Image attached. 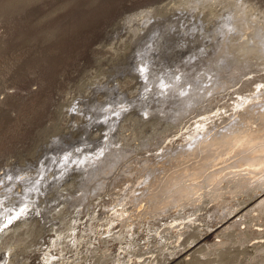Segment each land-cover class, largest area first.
<instances>
[{
	"label": "rangeland",
	"instance_id": "rangeland-1",
	"mask_svg": "<svg viewBox=\"0 0 264 264\" xmlns=\"http://www.w3.org/2000/svg\"><path fill=\"white\" fill-rule=\"evenodd\" d=\"M194 1L0 0V176H5L0 180V264H37L34 259L45 247V239L52 240L50 248L55 255L43 264H161L192 241V230L197 232L203 227V231H211V226L223 217L207 216L218 212L220 207L211 211L214 206H227L234 203V197L246 198L247 191L257 192L264 187V154L255 170L248 168L250 171L244 175L250 180L246 186L242 179L239 184L230 180L212 182L213 177L208 175L229 166V160L240 155L235 152L209 164L220 153L218 147L214 153L206 154L208 161L203 171L184 178L203 180L209 187V195L204 188L190 197L195 201L193 205L171 207V212H161L166 214L162 218L145 217L140 232L124 234L119 241L105 234L93 243L91 235L77 231L79 228L72 224L76 216H97L86 222L89 232L98 231L97 224L110 213L102 202L106 192L101 187L80 200L86 190L92 184H103L114 170L117 172L123 164L118 165L121 155L134 157L147 144L149 149L160 146L159 139L178 129L181 120L197 106L190 102L177 107L173 101L166 102L168 95L162 85L177 79L176 73H182V80H192L186 94L207 87L206 100L223 95L240 76L261 73L257 66H264L262 47L257 45L251 53L244 54L240 44L258 31L259 24L264 31V0ZM183 9L199 10L198 17L207 24L214 19V25L224 21L215 29L208 27L200 39L188 36L176 41L164 32L169 25L166 17ZM240 10L244 15L251 13L246 15L249 21L243 13L242 19L235 17ZM141 15L164 19L151 29L133 27L138 34L123 25L132 16ZM234 19L239 25L231 24ZM224 29L230 31L229 35H223ZM235 66L241 67L240 73H234ZM185 83L181 85L186 89ZM97 84L102 86L95 88ZM77 98L86 100L81 103V111L72 117L65 115L73 106L77 108ZM217 100L204 101L203 105L208 104V111L218 105ZM163 108L169 109L165 116ZM257 126L259 122L254 118L245 133L253 131L258 137ZM255 142L254 146L261 150L264 140L258 137ZM11 179L24 184L13 185L9 183ZM224 186L228 187L224 190ZM230 192L231 201L218 202ZM158 196L155 193L153 199ZM70 198L77 201L71 202ZM235 205V209L240 207ZM133 206L127 207V216H157L140 214V203ZM6 219L11 221L4 223ZM184 225L189 226L181 229ZM244 225V238L232 233L223 245L231 248V256L217 258L211 253L210 260L203 264H263L264 220L246 217ZM102 226L101 234L105 229ZM178 229L183 233L180 238ZM76 233L81 235L79 244L71 242ZM212 238L213 235L208 237Z\"/></svg>",
	"mask_w": 264,
	"mask_h": 264
},
{
	"label": "bare ground",
	"instance_id": "bare-ground-1",
	"mask_svg": "<svg viewBox=\"0 0 264 264\" xmlns=\"http://www.w3.org/2000/svg\"><path fill=\"white\" fill-rule=\"evenodd\" d=\"M193 8L194 7H192V9ZM243 8L241 6V9ZM183 10L173 11L171 15L166 17L168 19L167 22H169V25H168V28H166V31L163 30L167 34V35L166 34L164 35L168 36L169 38H174L176 41H181L182 38L185 39L188 36L189 38H194V39L199 38L200 39L201 36L206 35L204 33L207 32L206 29L208 27L215 29L216 27L221 26L222 21H224V20H219V21L217 20L219 23L214 25L212 24V23H215V19H214L211 24H207L205 23L202 17H201L202 19L198 17L200 14L199 10H196V11L190 10L189 12L188 10L187 11L184 10L185 12ZM242 11L240 10V14L239 15L236 14L235 17L242 19L243 18L241 15L243 13ZM247 12H245V15L243 13V15L246 18L247 16L249 17V15L251 14L250 13L248 15ZM153 19L155 18H153L150 15L149 16H146V15L132 16L131 18H129V20L124 22L123 25L127 26L126 29H131L133 33L138 34L139 31H137L133 27L141 26L143 28L142 31L148 28L151 29V27H153L154 25H157V24L160 25L162 23L160 21H163L164 18H156L155 22L153 21ZM249 19L250 18H247L246 20L249 21ZM236 21L237 20H235L231 24L233 25L238 24L237 23L238 21L237 22ZM259 25H258V28H256L258 29V31H256L253 35V36H256V38L249 35V38L247 40L244 39L245 41L240 44L241 47L245 51L244 54L251 53V51L257 48V45H260L262 47V50L264 51V31H262V28H260L261 26ZM228 26L230 27V24ZM246 26L247 24L245 25V27ZM231 31L233 32V29ZM224 33L229 35L228 33H230V31L229 30L227 31L224 29L223 35ZM212 36H215V35H212ZM160 42H163V41H160ZM202 48L204 49L205 47H202ZM221 56H224V55L222 54ZM137 60L140 62L139 59ZM144 65L146 66L147 64H144ZM141 68H137V69L139 70ZM240 68H241L240 66H237V67L235 66L234 73L235 74L238 73L240 71L239 70ZM257 71L261 73L257 72L253 74L251 72L250 74L240 76L238 80H236L235 85L233 84L229 85L228 90L225 93H223V95L210 97L212 95L210 94L207 97L208 98L210 97L211 99H207V100L204 98L205 96L204 93L208 89L207 87L203 91H199V90L196 92L191 91L190 93L186 94L187 91H189L188 87L192 85V80L191 78L187 80H184V79L182 80L180 76L182 75V73H179V74L176 73L177 79H175L174 77L172 82H170V80L169 82L166 81V83L162 85L163 91L167 93L168 95V98H166V102H169L171 104V101H173V103L175 102L176 104H178L177 107H179L180 105H183L184 103L190 104V102L196 103L197 106L199 105L200 106L198 108H196L197 107L196 106L195 108H193L191 112H189L188 110L189 115L187 116V118H183V120H181L183 122L182 125L180 124L181 126L178 129L177 128L175 129L176 131L173 129L171 134H167L168 136H163L164 139L162 138L159 139V141L162 140L161 141L162 143L160 144V146H157L153 149H149L147 148L149 144H147V146L145 145L146 149L145 150L142 149L143 150L141 151L142 153L140 152L138 153L137 156H134V157H132V154L130 155L125 154V157H123L124 155H121L120 153L121 160L118 161V165L120 162L121 164L123 163L120 169L117 170V172L116 170H114L112 172L113 174H111L112 176L109 179L104 180L103 184L101 183L100 185V182L96 184H92L91 187L86 190L87 193H85L84 196L81 197L80 199V200H85L91 193L93 194L94 191L100 190L101 187H102L101 189L106 192L105 196L102 199V202L104 204V207H106L107 211H109L110 213L108 212L109 214H106L107 216H105V218L107 219L104 222L97 224V229L100 230L102 225H103L102 227L105 228L103 234H101L100 233L101 231L99 230L98 231L92 230L91 232L87 230L88 228L87 223H89V222H86L87 219H93L94 217L97 218V216H89L90 218L88 216H86L85 218H83V216H76L74 221H72V224L75 225L76 229L77 227L79 228L77 231L87 232L86 235H91L92 237L91 240L93 243H96L98 240L102 239L103 236L101 235H105V234L106 236H113L115 240L119 241V239L125 236L124 234L127 235L128 233L132 234L134 232L135 233L140 232V227H141L142 222L145 221L146 219L145 217L152 219V220L156 217L162 218V216H166V214L161 213V212H164V211L171 212L172 211L171 207L176 208L180 206L193 205L195 201L191 200L190 197L196 194L198 190H203L204 188H205L204 190H206L208 194L209 187H206L208 186L206 184L207 182L204 183L203 180L195 181V180L184 179V178H186V176L189 173L197 174V172L203 171L206 168V162L208 161L206 154L211 153V152L214 153L215 149H217L218 147H220L219 149L220 153L217 154L216 155L217 157L214 158L212 162H209V164L220 162V160H222L223 158H226V156L228 157V155L234 154L235 152H238L240 155L236 159L234 158L235 160L230 159L229 166L225 167L224 169L221 168L220 171H214L212 175H208V177H213L212 179L210 178V180H212V182L215 180L224 181V182L227 181V183H228V180H230V181H233L234 183L236 182L235 184H239L242 179V182H241L242 185L246 186L250 180L247 179V175L246 176L244 175L246 174V172L250 171V169L255 170L254 166H256L259 163L260 157L264 154V144L261 145L262 146L261 150L260 148L257 149V145L254 146V144L256 143L255 139H257L258 137H261V139L264 140V66H257ZM211 77L212 75L210 76V78ZM183 81L186 82L185 84H187L186 89L184 88V86H182L183 84L181 85V82ZM222 81L223 80L221 79V81L219 82L221 83ZM226 81H228V84L230 83L229 80H226ZM217 82L218 81H216V84H215L214 81H211V84L214 83L215 85L217 84L220 85V83L219 82L217 83ZM251 85L252 86L254 85L255 87H251ZM101 86H102L101 84H97L95 88L96 87L100 88ZM95 88L93 87L89 89L92 90ZM83 96L85 97L86 95H83ZM214 99H218L217 100L218 105L214 104L215 107L207 111L206 109H207L208 104L203 105L204 101L206 102H208L209 100L214 101ZM84 101H86L84 100V98H80V99L77 98L76 100L77 108L73 106L72 110L66 111L65 115L71 116V115H75L76 112L78 113V111L80 112L81 106H82L81 103ZM201 109H204L205 111L203 112ZM165 111L168 112L169 109L163 108L162 109L163 114L160 111L159 113L165 116L166 115ZM116 112L117 114L119 113L118 110H116ZM184 112L185 111L182 110V114ZM68 113H71V114H68ZM252 113H255L254 117H252L254 115ZM74 117L76 116H73V118ZM254 118L256 121L259 122V127L258 126L255 127V130L260 133L258 137H254V135L252 134L254 133L253 131L251 134L245 133L246 127H249V128L251 127L252 120ZM179 119L180 118H178V120ZM154 144L155 143H153V145ZM112 149L114 151L115 146ZM229 149H232L233 152L231 153ZM114 153L116 154L117 152H114ZM202 153L204 154V157L200 156L201 157L200 158L199 155H201ZM104 155L102 156L103 159L105 158ZM99 156L100 155L98 154V157ZM108 156L110 157V155ZM113 156L114 155L112 153V157ZM95 157L97 156L95 155ZM98 157L96 159L97 161L99 160ZM103 159H102V162H103ZM107 159L109 158L107 157ZM88 161L90 162V160ZM58 173L60 172L58 171ZM4 177L0 176V180L2 181V179H5ZM245 177H246V180L244 179ZM9 183H13V185H21L23 181L11 179ZM171 183H174V184L171 186V189H170L169 187ZM204 184H206V186ZM236 186L237 185H234V187ZM199 187H202V188L199 189ZM227 187L228 186H224L223 189L225 190ZM117 188H118V191H117ZM155 193H159L160 196H158V198L154 200L153 196L155 195ZM231 194H232L231 192L230 194H226L225 197L223 196L224 198H222V200L220 199L221 201H218V202L223 203V201L225 200L232 199L233 196ZM245 196L246 198H242L240 196L234 197L233 198L234 203L229 202L231 205L228 203L230 206L228 204L227 206H222V204L221 205L219 204L218 206L217 205L214 206L211 209V211L213 209L216 210L218 209V207H220L218 212L215 214L210 213L207 216H223V217H219V219H217L214 225L211 226V231L210 232L209 230L203 231V230H206V228L204 229L203 227L199 228L198 226H196L195 229L199 228V231L197 230L196 232L195 230H192V233H191V237H193L192 241L189 242L188 245L183 247L181 250L177 251L176 254L174 253L175 255L167 257L161 264H176L177 262H184L186 264H203L205 261L208 262V260H210L209 258L212 255L211 253L215 254L217 258L231 256V254H233L232 253L233 251L231 250V248L223 246V245L226 241L228 242L229 237L233 234H237L236 236H238V238H239V235L242 234L243 237L242 235L241 237L244 238L243 228H246V226L244 225L245 226L244 227L242 226V224L245 222L246 217H251V218H254L255 220L256 218L264 220V187L259 189L257 192L247 191ZM70 200L71 202H73L74 200L77 201V198L74 200L73 198H70ZM139 203H140L139 208L142 209L140 214L142 215L150 214V215H157V216H127L128 214L127 207L130 205H134L133 207H136L135 205ZM235 204L239 205L240 207L238 209H235V207H237ZM175 208H173V210ZM3 211H4V208H3ZM221 212L223 213L221 214ZM8 221H11V219H6L4 223H7ZM188 226L189 225H184L181 227V229H183V227L185 228ZM181 229H178V231H180L178 232V238H180L183 234ZM77 233L73 237H71V242H73L74 244L75 243L79 244L78 240L80 239L81 235ZM82 235L84 236L85 234L82 233ZM210 235H213V238L211 240L208 239ZM260 242L261 241L259 240L257 243H260ZM52 243H53L52 240L45 239V247L39 252L37 257L34 259L37 264H43V262L45 263V261H49L50 259H52V256L55 255L53 253V250L50 248V245ZM51 246H53V244ZM256 254H259V252H257ZM29 258H32V256L28 257V259ZM259 264H262V263H259Z\"/></svg>",
	"mask_w": 264,
	"mask_h": 264
}]
</instances>
